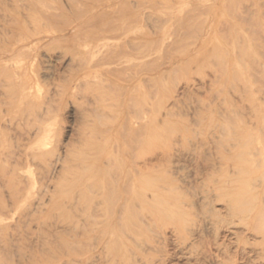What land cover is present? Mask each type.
<instances>
[{
    "label": "rangeland",
    "instance_id": "obj_1",
    "mask_svg": "<svg viewBox=\"0 0 264 264\" xmlns=\"http://www.w3.org/2000/svg\"><path fill=\"white\" fill-rule=\"evenodd\" d=\"M12 2L14 0H0L1 21L3 17L9 16V11H5L3 6L11 5ZM21 2L25 1L18 0V4ZM81 2L91 4L95 0H42L38 3L47 8L58 7L68 13L71 9L80 10ZM115 3L108 9L111 15L117 16L116 23L120 28L122 25H125L122 28H128L135 23L142 35L150 34L154 40L152 60L141 57L145 47L142 41L128 46L126 51L110 48L102 55L94 53L77 62L76 59L71 61L68 53L63 52L61 55L60 49H54V57L47 59V51L42 49L35 60L38 62H33L38 80L30 89L29 98L23 99L24 103L18 106L17 93L11 92L12 89L9 88V80H12L9 79V55L5 54L0 58V264H53L55 261H63L62 264H85V261L81 263L78 259L90 256L89 253L92 256L94 252L96 256L93 255L91 260L95 264H134L135 261V264H264V257L261 258L264 256V247L260 245V231L264 229V207H261V211L259 206L264 196L256 195L257 199H253V195L264 187V0H119ZM123 13L121 22L118 17ZM112 27L113 24L111 27L107 26L104 32L96 33L110 35L112 31L116 32V27ZM5 33L9 35L4 29L0 30L1 37L3 34L7 37ZM74 38L68 36V43H71V40L76 43L89 41L86 33ZM90 49L97 52L99 45L93 44ZM43 51L44 56L41 55ZM79 62L84 63L86 68L84 80L79 82V85H73L70 91H66L58 84L63 83L72 66L74 68ZM145 64L152 69L154 75L155 83H152L151 88L148 84L145 85L149 71ZM40 96L43 98L42 103L39 101ZM47 99L49 100L46 103ZM37 102H40V106ZM147 111H150V114ZM145 114L148 115L146 117L154 115L155 135L147 136L143 131H136L134 134L128 132L131 130L126 128L125 122L123 123L128 115L132 121H142ZM43 123L51 125L46 144L41 148L40 154L43 153V156L37 155L34 159H27V167L18 166L16 169L13 163H16L14 161L21 149L26 147V142L34 136L37 126H42ZM108 127L113 129L108 137L103 138L101 134L97 135L93 131ZM134 138L137 144L134 143ZM132 146H135V149H132L134 152L130 151ZM102 156L104 158H101ZM105 156L111 157L108 158L110 163L106 161ZM150 157L154 161L152 163L157 176L156 184L160 183L162 186L160 190V186L156 185V189L161 193L156 190L159 196L156 195L158 200L154 204V211L157 212L154 213L159 214L156 216V219H159L153 221V208L152 211L150 208L148 211L136 208L138 217L126 218L122 222L126 232L121 230L120 245L115 243L119 247L115 248L113 244L114 250L111 244L109 251L108 248H104L105 252L101 250L104 255L96 248L99 246L97 238L99 231L109 225L106 222L98 223L92 226L94 229L82 228L81 225L79 228L83 230L80 229L82 231L79 234L76 229V234L71 231L73 228H70L69 220L74 219L72 213H66L56 204L61 200L67 201L66 198L60 197L69 194L72 187V194L79 193L76 191L80 185L78 182L92 183L93 172L99 171L96 169L97 164H100L98 162H101L103 167L107 166L108 168H104L108 169V172L100 170L99 175L94 177L103 176L108 179L116 170L125 166L128 169L131 161L133 163L137 160L139 163L135 161L136 164L141 165L143 160H149ZM62 159L64 161H61ZM102 159H105L103 163ZM107 162L111 167L106 165ZM10 164L14 167L13 170ZM234 170H237L236 174ZM235 176L237 177L234 181L232 179ZM9 177L14 178V187L25 188L31 185V193L26 201L19 202L15 199V188L12 187ZM15 179L17 182L13 181ZM255 183L259 184L258 188ZM239 184L245 185L243 190L245 189L246 199L244 197V204L241 205L242 212L248 216H244L247 218L245 220L240 216H243L242 212L240 214L238 211L240 215L236 216L227 210L229 203L226 201V193L240 189ZM249 187L251 189L248 190ZM190 189L194 191L191 193ZM62 190H66V193ZM74 195L77 198L78 194ZM163 198L172 203H167ZM159 199L164 203H160ZM78 201L75 200V204ZM178 201L180 205H176L181 209L173 204L179 203ZM181 201L188 204L185 205ZM248 206H253V210ZM201 208L211 210L207 212ZM95 209H98L96 205ZM246 209L251 215L245 213ZM259 209L263 215L260 218V213L257 212ZM182 210H186V214ZM141 211H144L143 217H147L150 212V218H142ZM200 211L202 214H209L208 217L205 216L207 214L204 217ZM178 213L180 215L176 218ZM252 215L255 223L250 218ZM68 217L69 224L65 222ZM228 217L232 224L228 222ZM97 225L101 227L100 230ZM158 226L162 227L161 230ZM256 226L257 229L254 230ZM97 250L101 253L96 254ZM117 251H120L119 254Z\"/></svg>",
    "mask_w": 264,
    "mask_h": 264
},
{
    "label": "bare ground",
    "instance_id": "obj_2",
    "mask_svg": "<svg viewBox=\"0 0 264 264\" xmlns=\"http://www.w3.org/2000/svg\"><path fill=\"white\" fill-rule=\"evenodd\" d=\"M22 1H25L24 3L21 2L18 4V0L17 2L15 3V0L14 2H12L11 5H8V4H5L3 6V8L5 7V11H9V16L6 17L8 19H6L5 17H3V20L1 21L0 20V30L1 29H4L9 35H7V37L4 36V34L2 35V37L0 36V58L3 57V55L5 54H8L9 56V79H12L11 81L9 80V88H11V92H15L17 93V99H16V103H18V106H20L19 104H22L23 102V99H27V97L29 98L30 96V89L32 87H34V83L35 81H37L38 79H36V76H35V69H33V62H35L36 58L39 57V54L42 49L46 50V55L45 57H47V59H51V57H54L52 54V51L54 49H60L62 51L61 55L65 53H68L69 57L71 58V61L76 59L75 62H77V60H80L81 58H87L88 56H91V55H94V53L96 55H102L104 53H106V51H108L110 48L113 50V48H117L121 51H126L128 46H132L134 45L135 43L139 42V41H142L144 44H145V47H144V52L142 53L144 56V58H150L152 57V54H153V46H154V40L152 39V37L150 36V34L146 35H142L141 34V31L139 30L138 26L135 24V23H132L128 28H122L123 26L125 25H122V27L120 28L116 21H117V16H113L111 15V12L109 11L108 8H111V6L113 7L114 3H118L119 0H95V2H92L91 4H84L86 2H84L82 4V7L80 8H76V9H80V10H72L68 13L65 11V10H62L61 8H58V7H53L52 5V8H47L45 7L44 5L40 6V4L38 2L42 1V0H22ZM20 2V1H19ZM23 3V4H22ZM115 3V4H116ZM21 4V5H20ZM43 4V3H42ZM50 7V6H49ZM108 9V10H107ZM130 10V9H129ZM2 11V10H1ZM121 15H124L123 14H120V17H118L119 21H121ZM131 16V15H130ZM2 17V16H1ZM125 17V16H124ZM127 17V16H126ZM129 18V17H128ZM133 18V17H131ZM126 19V18H125ZM136 19V18H134ZM133 19V20H134ZM57 20H62V22H59ZM127 20V19H126ZM131 21V20H130ZM123 22V21H121ZM257 23V22H256ZM111 24H113V27H116L115 29V33H109L110 35H106V36H103V34H98L96 32H99V31H103L105 30V28L107 26L110 25L111 27ZM127 24V23H126ZM255 26V25H254ZM112 27V28H113ZM127 27V26H126ZM259 28V27H258ZM211 29V28H210ZM112 30V29H111ZM140 31V32H139ZM4 32V31H3ZM87 35V37L89 38V41L88 42H84V43H76L74 42L73 40H71V43H68V36H70L72 39L80 34H85ZM94 34V35H93ZM1 35V34H0ZM66 38H67V41H66ZM259 38V37H258ZM76 39V38H74ZM258 40V39H257ZM262 40V39H261ZM260 41V40H259ZM98 44L99 45V49L97 50V52H93L92 49H90V46L93 45V44ZM263 46V45H262ZM264 47V46H263ZM116 51V50H115ZM120 51V52H121ZM114 52V51H113ZM54 53V52H53ZM44 54V51L41 53V55ZM40 55V56H41ZM60 55V56H61ZM44 56V55H42ZM41 56V57H42ZM59 56V57H60ZM59 57H56V58H59ZM140 57V56H139ZM139 59V58H138ZM152 60V59H151ZM143 61V60H142ZM38 62V60L36 61ZM35 62V63H36ZM144 62H147L144 60ZM142 62V63H144ZM152 62V61H151ZM148 63V62H147ZM138 64L140 65V63L138 62ZM149 64V63H148ZM135 66H137V64L135 63L134 64ZM146 65V64H145ZM154 65V64H152ZM36 66V65H35ZM72 66V65H71ZM134 66V67H135ZM147 66V65H146ZM145 66V67H146ZM150 66V65H149ZM8 67V66H7ZM148 67V66H147ZM140 68V66H139ZM149 68V67H148ZM148 68H146L148 70ZM261 68V67H260ZM85 67H84V63H81L79 62V64H77V66H75L73 68L70 69L68 75L63 79V83H59L58 85L64 87L66 89V91H70L71 88L73 87V85H77L79 82H81L82 80H84V76H85ZM138 69V68H137ZM251 70V69H250ZM2 71V70H1ZM258 71V70H257ZM261 73V72H259ZM258 73V74H259ZM6 74V73H5ZM48 74V73H47ZM253 74V73H252ZM257 75V74H256ZM262 75V74H261ZM49 76V75H47ZM51 77V76H49ZM145 77V76H144ZM146 82L145 85L148 84V86H151L153 87V82H154V75H153V72H152V69L149 68V71H148V75L146 76ZM261 79V78H260ZM141 80H143L141 78ZM155 83V82H154ZM8 84V83H7ZM150 84V85H149ZM79 85V84H78ZM8 87V86H7ZM153 89V88H152ZM10 93V92H9ZM15 93H12V94H15ZM19 94V95H18ZM41 98V96H40ZM40 98H37V99H40ZM47 98V97H46ZM42 99L41 98L39 101L42 103ZM45 100V99H44ZM49 99H47L46 103L48 102ZM27 100H25L26 102ZM40 102H37L38 105ZM24 103V102H23ZM43 104H45V102H43ZM40 106V105H39ZM42 106V105H41ZM151 106V105H149ZM19 108V107H18ZM148 108V107H147ZM148 110H151L148 108ZM153 110V108H152ZM139 111V110H138ZM161 111V110H159ZM129 112V111H128ZM148 112V111H147ZM154 112V111H152ZM126 113V111H125ZM139 113V112H138ZM150 114V111L148 112ZM147 113V114H148ZM169 113V112H168ZM128 113H126L127 115ZM145 114L144 116L146 117ZM154 114V113H153ZM125 115V114H124ZM130 115V114H129ZM128 115V117H129ZM138 115V114H137ZM136 115V116H137ZM141 114H139L140 116ZM173 115V114H172ZM131 116V115H130ZM136 116H135V119H136ZM148 116V115H147ZM154 116V115H153ZM153 116L151 114L150 117H142L144 119H142V121L140 122L139 120L136 119V121H132L131 119H129L127 116L126 118V121H123V123L126 125V128L128 127L129 130L131 131H128V132H131L134 134V132L136 133H140L141 131L145 132L147 134V136H152L153 134V131H154V122H153ZM176 116V115H175ZM134 117V116H133ZM139 118V117H138ZM181 118V117H180ZM43 119V118H42ZM128 119V120H127ZM158 119V118H156ZM188 119V118H187ZM98 121H100L98 119ZM139 121V122H138ZM144 121V122H143ZM44 122V121H43ZM44 124V123H43ZM191 124V123H190ZM42 125V124H41ZM124 125V126H125ZM137 125V126H136ZM50 123H45L44 125L42 126H37V130H35L34 132V136L29 139L27 142H26V147L24 146L21 150V152L19 153V156L16 158V162L15 164L13 163L14 167L18 168V166L20 167H27L28 165V161L27 159L30 160L31 159H34L35 156L37 155H42L43 156V153H41V150L43 149L42 147L45 146L46 144V140L50 134V131H51V128H50ZM157 126V125H156ZM95 128V127H94ZM96 129V128H95ZM93 130L94 132H96L97 135H102L103 136H107L110 135L111 133V130H113L111 127H108V128H104V129H97V130ZM125 129V128H124ZM171 129V128H170ZM127 130V129H126ZM124 130V131H126ZM93 132V133H94ZM89 133V132H88ZM130 133V134H131ZM142 133V132H141ZM132 134V135H133ZM87 135V134H86ZM137 135V134H136ZM141 135V134H140ZM155 135V134H153ZM135 136V135H134ZM101 137V138H102ZM123 137V136H122ZM127 139L129 138V136L127 135L126 136ZM138 137V135H137ZM104 138V137H103ZM131 138V137H130ZM140 138V137H139ZM142 138V136H141ZM144 138V137H143ZM84 139V138H83ZM135 139V138H134ZM175 139V138H174ZM131 140L133 141V139L131 138ZM142 140V139H141ZM140 140V141H141ZM150 140V139H149ZM129 141V139H128ZM139 141V140H138ZM147 141V139H146ZM250 141V140H249ZM125 142V141H124ZM127 142V141H126ZM128 143V142H127ZM136 143V139H135V142ZM154 143V141L152 142ZM137 144V143H136ZM146 144V143H145ZM101 145V144H100ZM129 146V144H127ZM139 145V144H138ZM137 145V146H138ZM131 146V144H130ZM129 146V147H130ZM136 146V147H137ZM101 147V146H100ZM126 147V146H125ZM135 146H132L130 149L131 152H134L133 150L135 148H133ZM42 148V149H41ZM86 148V147H85ZM127 148V147H126ZM125 148V149H126ZM154 148V147H153ZM133 149V150H132ZM38 150H40V152H38ZM139 150V149H138ZM146 150V149H145ZM201 150V149H200ZM257 150V149H256ZM100 151V150H98ZM129 151V152H130ZM153 151V150H152ZM151 151V152H152ZM124 152V151H123ZM126 152V151H125ZM128 152V153H129ZM153 153V152H152ZM188 153V152H187ZM130 154V153H129ZM128 154V156H130ZM199 154V153H198ZM257 154V153H256ZM102 155H104L102 153ZM147 155V154H146ZM168 155V154H167ZM174 155V154H173ZM40 156V157H42ZM125 156V155H124ZM139 156V155H138ZM159 156V155H158ZM166 156V155H165ZM65 157V156H64ZM66 157L68 158V155L66 154ZM110 157V156H109ZM108 156H105V159L106 161H108ZM136 157V156H135ZM135 157H133L135 159ZM149 157V155H148ZM155 157V156H154ZM164 157V156H163ZM264 157V156H263ZM101 158H104L103 156ZM138 158V157H137ZM151 158V157H150ZM153 158V156H152ZM152 158L149 159V160H143L141 163V165L139 164H136L137 160H135L133 163L131 161V163L129 164V167L128 169H126L127 167L125 166V168L123 167L121 170H116L115 175L113 173L112 176H110L111 178H104L103 176H99V177H94V176H97L99 175L98 172L100 170H103L104 171L106 170V172H108L107 170L108 169H105V168H108L107 166L103 167V164H101V162H98L100 164H97L96 166V169L99 170V171H94V176L92 178H94V181L92 183L89 184V182H86L84 181V183H81V182H78L80 185H78L77 187L79 189H74L76 191H79V193L75 192L74 194H78L77 195V198H76V195L72 194L71 192V189H73V187L71 189H69V194H67L65 197H60V198H66V200H61L59 202H57V206L60 208V209H64L66 213H72L71 216L73 219V221H70V228H73L75 230H71V231H75L76 232V229H78V233L80 234V232L83 230L82 228H90V229H94V227L92 228V226H94L95 224H98V223H104L106 222L107 225H109V227L106 226V228H103L102 230H100L101 227H99L97 225V227H99V232H100V235L98 238H100L98 240L97 238V243H99L96 248H98L99 251L103 250L105 252V250L111 246H113V244L115 245L116 242H118V245H120V241H119V238L121 237V230L124 228L122 227L123 224V220L126 219V218H135L137 215V212H135L137 209L136 208H139L138 210L140 209H147V211L149 210V208L151 209L152 211V208H153V214L154 215L155 212L154 211V204L155 202L158 200V197H156L157 193H156V190H158V188H160L161 190V185H159L160 183H158V185L160 187H158V185L156 184V174L154 173V165L152 163ZM15 159V158H14ZM64 159V158H63ZM61 160V161H64V160ZM99 159V158H98ZM97 159V160H98ZM105 159H102V163H103V160ZM111 159V157H110ZM109 159V160H110ZM141 159V158H140ZM139 159V161H140ZM166 159V158H165ZM230 159V158H229ZM261 158H259L260 160ZM133 160V159H132ZM158 160V159H156ZM257 160V159H256ZM60 161V162H61ZM87 161V160H86ZM118 161V160H117ZM160 161V160H159ZM168 161V160H167ZM109 162V161H108ZM108 162L106 165H108ZM154 162V161H153ZM40 163V161H39ZM110 163V162H109ZM139 163V162H137ZM160 163V162H159ZM162 163V162H161ZM32 164V163H31ZM65 164V162L63 163ZM82 164V162H81ZM164 164V163H162ZM11 165V164H10ZM35 165V164H34ZM33 165V166H34ZM68 165V164H66ZM77 166V164H74ZM112 165V164H111ZM157 165V164H156ZM253 165V164H252ZM57 166V165H56ZM61 166H62V162H61ZM64 166V165H63ZM72 166V165H71ZM94 166V165H93ZM109 166V165H108ZM13 166L11 165V168ZM13 167V168H14ZM19 167V168H20ZM73 167V166H72ZM87 167V166H86ZM84 167V168H86ZM92 167V166H91ZM111 167V166H109ZM116 167V166H115ZM122 167V166H121ZM12 168V170H13ZM16 168V169H17ZM38 168V167H36ZM78 168V167H77ZM219 168V167H218ZM243 168V167H242ZM247 168V167H246ZM65 168H63L64 170ZM89 169V168H88ZM87 169V170H88ZM119 169H120V166H119ZM236 169V168H235ZM57 170V169H56ZM66 170V169H65ZM71 170V169H70ZM84 170V169H82ZM110 170V168H109ZM114 170V171H115ZM244 170V169H242ZM237 170H234V173L236 174ZM240 172V169L238 170ZM17 172V171H16ZM58 172V170H57ZM61 171L59 170V173ZM243 172V171H241ZM41 173V172H40ZM250 173V172H249ZM58 174V173H57ZM56 174V175H57ZM83 174V173H82ZM101 174V173H100ZM105 174V173H104ZM15 175V174H14ZM13 175V176H14ZM17 175V173H16ZM60 175V174H59ZM92 175V174H91ZM103 175V174H102ZM111 175V174H110ZM167 175V174H166ZM171 175V173H170ZM11 176V175H10ZM109 176V175H108ZM243 176V175H242ZM250 176V175H248ZM262 176V174H261ZM12 177V176H11ZM40 177V176H39ZM62 177V175H61ZM80 177V176H79ZM78 177V179H79ZM237 176L234 177V179L232 180H236ZM241 177V176H240ZM17 178V177H16ZM42 178V177H41ZM44 178V177H43ZM55 178V177H54ZM63 178V177H62ZM87 178V177H86ZM89 178V177H88ZM258 178V176L256 177ZM9 179L11 180V183H12V187L13 186V182H12V179L14 178H10ZM82 179H84V177H82ZM80 179V180H82ZM220 179V178H219ZM259 179V178H258ZM257 179V181H258ZM215 180V179H214ZM238 180V179H237ZM14 182L16 181L13 180ZM77 181V180H76ZM181 181V180H180ZM179 181V182H180ZM256 181V182H257ZM17 182V181H16ZM36 182V181H35ZM38 182V181H37ZM50 182V181H49ZM233 182V181H232ZM242 182V181H241ZM251 182V181H250ZM28 183V182H27ZM54 183V182H53ZM88 183V184H87ZM243 184H245L244 182H242ZM263 183V182H262ZM75 184V183H73ZM77 184V183H76ZM83 184V185H82ZM86 184V185H85ZM191 184V183H190ZM205 184V183H204ZM208 184V183H207ZM214 184V183H213ZM258 184V183H257ZM26 185V183H25ZM35 185V184H34ZM42 185V184H41ZM82 185V186H81ZM85 185V186H84ZM156 185H157V189H156ZM164 185V184H163ZM238 185V184H237ZM240 185V184H239ZM256 185V183H255ZM255 185H253L255 187ZM259 185V184H258ZM256 185V187L258 186ZM19 186V185H18ZM53 186V185H52ZM204 186V185H203ZM241 188H237L239 186H237V190H229V192L226 193V201H228V205H229V208H227V210H229V212L233 213V215H236V216H239L241 214V212L243 211V207L241 206L242 203L244 204V202H242L243 200L246 199V196L244 194V190H243V185H240ZM24 187V186H23ZM54 187V186H53ZM248 187V186H247ZM255 187V189H257ZM15 190H14V197L15 199L19 200V202L21 201H26V198L30 195L31 193V185H27L25 188H18V187H14ZM55 188H56V185H55ZM69 188V187H68ZM171 188V187H170ZM176 188V187H175ZM219 188V187H218ZM235 188V189H236ZM174 189V187L172 186V190ZM178 189V188H177ZM213 189V188H212ZM234 189V188H232ZM239 189V190H238ZM251 189V187L248 188V190ZM253 189V188H252ZM262 190L261 191H258L256 192L255 196L253 195V199L254 197H256L255 199H257V196H264V187L261 188ZM37 190V189H36ZM54 191V189H52ZM88 190V192H87ZM109 190L110 192L113 194H111V196H109ZM158 190V192L160 191ZM171 190V191H172ZM191 190V189H190ZM64 191V190H62ZM61 191V192H62ZM114 193H113V192ZM192 191L194 190H191V193ZM200 191V190H199ZM237 191V192H236ZM66 193V190L64 191ZM174 192V191H173ZM178 192V191H177ZM182 192V191H181ZM190 192V191H189ZM197 192V191H195ZM194 192V193H195ZM204 192V191H203ZM70 193L72 195H70ZM161 193V191H160ZM158 193V194H160ZM169 193V191H168ZM185 193V192H184ZM188 193V192H187ZM247 193V191H246ZM250 193H251V190H250ZM180 194V193H179ZM221 194V193H220ZM64 195V193L62 194ZM60 195V196H62ZM178 195V194H177ZM215 195V194H214ZM225 195V194H224ZM248 195V194H247ZM252 194H250L251 196ZM257 195V196H256ZM159 196V195H157ZM192 196V195H191ZM195 196V195H194ZM207 196V195H206ZM205 196V197H206ZM13 197V198H14ZM31 197V196H30ZM81 197V199L79 198ZM196 197V196H195ZM203 197V196H202ZM204 197V198H205ZM225 197V198H226ZM245 197V199H244ZM252 197V196H251ZM52 198V196H51ZM50 198V199H51ZM162 198V197H161ZM160 198V199H161ZM166 198V197H165ZM165 198H163V200H165ZM169 198V197H167ZM203 198V199H204ZM209 198V197H208ZM207 198V199H208ZM223 198V197H222ZM80 199V202L78 201ZM159 199V201H160ZM171 199V198H170ZM196 199V198H195ZM261 199V198H259ZM28 200V199H27ZM75 200L78 201L76 202L77 204V207H75ZM163 200L160 201L163 202ZM169 200V199H168ZM192 200V199H191ZM202 200V198H201ZM263 200V198H262ZM262 200H261V203L262 204ZM56 201V200H55ZM66 201V202H65ZM166 201V200H165ZM264 201V200H263ZM74 202V204H73ZM167 202V201H166ZM179 202V201H178ZM182 202V201H181ZM213 202V201H212ZM164 203V202H163ZM162 203V204H163ZM167 203H172V202H167ZM184 203V202H182ZM193 203V202H192ZM248 203V202H247ZM17 204V203H16ZM158 204V203H157ZM174 206L176 207L177 205H180V202L179 203H173ZM177 204V205H176ZM185 205L188 204V203H184ZM200 204V203H199ZM210 204V203H209ZM223 204H224V201H223ZM227 203H225L226 205ZM251 204V203H250ZM260 209L261 211L263 210L262 208L264 207V203L262 205H260ZM74 205V206H73ZM95 205H96V208L98 209H95ZM191 204H189L188 206L190 207ZM257 205V204H256ZM81 206V207H79ZM164 206V205H163ZM171 206V205H169ZM186 206V207H188ZM193 206V205H192ZM195 206V205H194ZM202 206V205H201ZM214 206V205H213ZM244 206V205H243ZM74 207V208H73ZM132 207V208H130ZM179 206H177L178 208ZM182 207V206H181ZM242 207V208H241ZM249 207V206H248ZM253 210V206H250ZM249 207V208H250ZM262 207V208H261ZM160 208V207H159ZM165 208V207H164ZM180 208V207H179ZM191 208V207H190ZM194 208V207H193ZM214 208V207H213ZM222 208V207H221ZM259 208V207H258ZM62 209V210H63ZM71 209V211L69 210ZM131 209V210H130ZM168 208H166L167 210ZM181 209V208H180ZM179 209V210H180ZM183 209V207H182ZM199 209V208H198ZM197 209V210H198ZM207 209V208H206ZM203 210L201 208L202 211H207V210ZM210 209V208H209ZM257 211L260 213L259 215V218L260 216H263L261 211ZM80 210V211H79ZM162 209L160 208L159 211H161ZM178 210V209H177ZM211 210V209H210ZM209 210V211H210ZM248 209L244 210L245 213H247ZM258 210V209H257ZM82 211V213H81ZM145 211V212H147ZM158 211V210H156ZM175 211V210H174ZM184 211V213L186 214V210H182ZM207 211V212H209ZM215 211V210H213ZM218 211V210H217ZM234 211V212H233ZM236 211V212H235ZM240 212L237 213V212ZM64 212V211H63ZM80 212V213H79ZM140 212V211H139ZM144 211H141L140 213V216H142V218H150L149 214H147L146 216L147 217H143L145 214L143 213ZM155 212V213H154ZM166 212V211H165ZM176 212V211H175ZM181 212V211H180ZM201 212V211H200ZM219 212V211H218ZM253 212V211H250V213ZM264 212V211H262ZM183 213V214H184ZM229 213V214H230ZM231 213V214H232ZM237 213V214H236ZM243 213V212H242ZM254 213V212H253ZM144 214V215H143ZM162 215H164V217L166 216V214L164 213H161ZM177 214V213H176ZM194 214V213H193ZM202 214V212H201ZM205 214H207L205 212ZM205 214H202L203 216ZM214 214V213H212ZM230 214V215H231ZM239 214V215H238ZM249 214V212L247 213ZM159 215V214H155V219L153 218V221L155 220H158L159 218L156 219V216ZM180 214L178 213V215L176 216V218L179 216ZM196 215V214H194ZM199 215V214H198ZM201 215V216H202ZM209 214L205 215L208 217ZM251 215V214H249ZM255 215V214H254ZM254 215H252L250 218L253 219L254 223H255V219L252 218ZM67 216V215H65ZM204 216V217H205ZM219 216V215H217ZM229 216V215H228ZM241 218H243L244 220L247 219L246 217V214L243 213V216L240 215ZM244 216H246L244 218ZM53 217V216H52ZM64 218V215L62 216ZM138 217V216H137ZM153 217V216H152ZM151 217V219H152ZM158 217V216H157ZM163 217V216H162ZM203 217V218H204ZM206 217V218H207ZM216 217V215H214V218ZM256 217V216H255ZM148 218V219H149ZM168 218V216H167ZM202 218V217H200ZM199 218V219H200ZM218 218V217H217ZM236 218V217H234ZM262 218V217H261ZM46 219V218H45ZM61 219V218H60ZM59 219V220H60ZM69 219V217L67 218V220L65 222H67ZM151 219H150V222H151ZM171 219V218H170ZM198 219V218H197ZM225 219V218H224ZM232 219V218H230ZM243 219L241 220V222L243 223ZM250 219V221H251ZM58 220V221H59ZM139 220V219H138ZM184 220V219H183ZM214 222L215 219H213ZM212 220V221H213ZM228 220H229V217H228ZM238 220V218H237ZM240 220V219H239ZM264 220V219H263ZM104 221V222H103ZM135 221V220H134ZM149 221V220H148ZM152 221V222H153ZM251 221V222H253ZM61 222V221H60ZM64 222V223H65ZM111 222V223H109ZM138 222V221H137ZM149 222V223H150ZM151 222V224H152ZM193 222V221H192ZM199 222V221H198ZM228 222H231L230 220ZM245 222V221H244ZM68 223V222H67ZM130 223H134L133 221ZM129 223V224H130ZM148 223V222H146ZM196 223V222H195ZM206 223V222H205ZM204 223V224H205ZM218 223V222H217ZM238 223V222H237ZM236 223V224H237ZM263 223V221L261 222ZM46 224V223H45ZM63 224V223H62ZM69 224V223H68ZM135 224V223H134ZM150 224V226H152ZM162 224V223H161ZM165 224V222H164ZM167 224V223H166ZM232 224V222L230 223ZM235 224V225H236ZM245 224H249V223H246ZM257 224V222H256ZM264 224V223H263ZM43 225V223H42ZM58 225V224H56ZM66 225V224H65ZM82 225V226H81ZM136 225V224H135ZM139 225V223H138ZM148 225V224H146ZM184 225V224H183ZM198 225V224H197ZM213 225V223H212ZM210 225V226H212ZM215 225V224H214ZM244 225V224H243ZM255 225V224H254ZM253 225V226H254ZM258 225V224H257ZM82 227V228H79V227ZM86 226V227H84ZM101 226V225H100ZM149 226V225H148ZM149 226V227H150ZM154 226V225H153ZM167 226V225H166ZM217 226V225H216ZM237 226V225H236ZM241 226V225H240ZM261 226V224H260ZM47 227V226H46ZM54 227V226H53ZM96 227V226H95ZM103 227V226H102ZM159 227V226H158ZM171 227V226H170ZM219 227V226H218ZM235 227V226H234ZM135 228V227H134ZM148 228V227H146ZM152 228V227H151ZM160 228V227H159ZM162 228V227H161ZM160 228V230H161ZM174 228V227H173ZM197 228V227H196ZM199 228V227H198ZM227 228V227H226ZM245 228V227H244ZM255 228L257 229V226L254 227V230ZM51 229V228H50ZM53 229V228H52ZM55 229V228H54ZM80 229H82L80 231ZM88 229V230H90ZM95 229H98V228H95ZM167 229V228H165ZM164 229V230H165ZM185 229V228H184ZM189 229V228H188ZM195 229V228H194ZM202 229V228H201ZM231 229V228H230ZM241 229V228H240ZM263 229V228H262ZM132 230V229H131ZM134 230V229H133ZM132 230V231H133ZM140 230V229H139ZM147 230V229H146ZM149 230V229H148ZM153 230H154V227H153ZM157 229L155 228V231ZM170 230V229H169ZM197 230V229H196ZM217 230V228H216ZM228 230V229H227ZM233 230V229H232ZM236 230V229H235ZM234 230V231H235ZM260 230V228H259ZM87 231V229H86ZM94 231V230H93ZM125 231V230H124ZM152 231V229L150 230ZM158 231V230H157ZM156 231V232H157ZM174 231V230H173ZM190 231V230H189ZM192 231V230H191ZM201 231V230H200ZM218 231V230H217ZM216 231V232H217ZM220 231V230H219ZM238 231V230H237ZM95 232H98V230ZM126 232V231H125ZM153 232V231H152ZM163 232V231H162ZM204 232V231H203ZM239 232V231H238ZM254 232V231H253ZM257 232V231H256ZM262 233V236H261V242H260V245H262V248L264 247V229L262 231H260ZM260 232H258L260 234ZM140 233V232H139ZM146 233V232H145ZM149 233V232H148ZM170 233V232H169ZM178 233V232H177ZM255 233V232H254ZM75 234V233H74ZM77 234V232H76ZM76 234H75V237H76ZM126 234V233H125ZM179 234V233H178ZM200 234V233H199ZM243 234V233H242ZM252 234V233H251ZM57 235V234H56ZM55 235V236H56ZM72 235V234H71ZM83 235V234H81ZM85 235V234H84ZM89 235V234H88ZM97 235V234H96ZM142 235V234H141ZM171 235V234H170ZM201 235V234H200ZM237 235V234H236ZM239 235V234H238ZM254 235V234H253ZM46 236V235H45ZM49 236V235H48ZM87 236V234H86ZM146 236V235H145ZM178 236V235H177ZM183 236V235H182ZM240 236V235H239ZM40 237V236H39ZM51 237V236H50ZM95 237V235H94ZM126 237V235L124 236ZM230 237V236H229ZM45 238V237H44ZM57 238V237H55ZM72 238V237H71ZM133 239V237H131ZM176 238V237H174ZM251 238V237H250ZM43 239V238H42ZM96 239V238H95ZM141 239V238H140ZM191 239V238H190ZM236 239H237V236H236ZM253 239V238H252ZM259 239V240H260ZM46 240V239H45ZM55 240V239H54ZM58 240V238H57ZM115 240V242H113ZM231 240V239H230ZM254 240V239H253ZM52 243H53V240H51ZM62 241V240H61ZM60 241V242H61ZM96 241V240H95ZM100 241V242H98ZM184 242V239L182 240ZM249 241V240H248ZM256 241V240H254ZM46 241H44L45 243ZM48 242V241H47ZM46 242V243H47ZM56 242V241H54ZM59 242V241H58ZM74 242V241H73ZM77 242H78V239H77ZM188 242V241H187ZM194 242V241H193ZM50 243V242H49ZM48 243V244H49ZM51 243V244H52ZM68 243V242H67ZM71 243V242H70ZM79 243V242H78ZM159 243V242H158ZM190 243V242H189ZM196 243V242H195ZM216 243V242H215ZM41 244V243H40ZM50 244V245H51ZM76 243H74L75 245ZM134 244V243H133ZM142 244V243H141ZM188 244V243H187ZM206 244V243H205ZM218 244V242H217ZM216 244V245H217ZM242 244V243H241ZM250 244V243H249ZM47 245V244H46ZM66 245V244H65ZM71 244H69L70 246ZM95 245V244H94ZM139 245V244H138ZM190 245V244H189ZM221 245V243L219 244V246ZM247 245V244H246ZM252 245V244H251ZM250 245V246H251ZM259 245V246H260ZM56 246V245H55ZM73 246V245H72ZM93 246V245H92ZM145 246V245H144ZM182 246V245H181ZM249 246V245H248ZM42 247V246H41ZM40 247V248H41ZM46 247V246H45ZM53 247V246H52ZM119 246H116L115 245V248H118ZM183 247V246H182ZM181 247V248H182ZM217 247V246H216ZM252 247V246H251ZM254 247V246H253ZM252 247V248H253ZM95 248V249H96ZM104 248H106L104 250ZM114 248V246H113ZM114 248V250H115ZM122 248V247H121ZM120 248V249H121ZM146 247H144L145 249ZM178 248V247H177ZM228 248V247H227ZM255 248V247H254ZM258 248V247H256ZM261 248V246H260ZM42 249V248H41ZM63 249V248H62ZM67 249V248H65ZM82 249V248H81ZM94 249V250H95ZM149 249V248H147ZM191 249V248H190ZM229 249V248H228ZM227 249V251H228ZM77 250V249H76ZM91 250V249H90ZM96 252V254H99V253H103V251L101 252ZM111 250V249H110ZM113 250V251H114ZM185 250V248H184ZM183 250V251H184ZM194 250V249H193ZM223 250V249H222ZM247 250V249H246ZM264 250V249H263ZM44 251V250H43ZM42 251V252H43ZM58 251V250H57ZM66 251V250H65ZM70 251V250H69ZM108 251H109V248H108ZM128 251V250H127ZM141 251V250H140ZM144 251V250H143ZM157 251V249H156ZM63 252V251H62ZM118 252V251H117ZM116 252V253H117ZM120 252V251H119ZM118 252V254H119ZM130 252H131V249H130ZM129 252V253H130ZM145 252V251H144ZM143 252V253H144ZM166 252V251H165ZM65 253V252H64ZM67 253V252H66ZM164 253V252H163ZM190 253V252H189ZM245 253V252H244ZM262 253L264 254V252L262 251ZM43 254V253H42ZM41 254V255H42ZM50 254V253H49ZM59 254V253H58ZM75 254V253H74ZM95 254V252H94ZM93 254V255H94ZM104 254V253H103ZM109 254V253H108ZM115 254V253H114ZM219 254V253H218ZM45 255V254H44ZM60 255V254H59ZM88 255L91 256V254L89 253ZM92 255V256H93ZM105 255V254H104ZM103 255V257H104ZM142 255V254H141ZM262 255V254H261ZM260 255V257H261ZM35 256V255H34ZM64 256V254H63ZM81 257L79 258L78 260L81 261V263H83L85 261V264H88L90 263L93 259H92V256L90 257ZM96 256V255H94ZM98 256V255H97ZM116 256V254H115ZM123 256V254H122ZM222 256V255H221ZM229 256V255H228ZM60 257V256H59ZM129 257V256H128ZM220 257V256H219ZM232 257V256H231ZM264 256H262L261 258H263ZM45 258V256H44ZM51 258V257H50ZM94 258V257H93ZM97 258V257H96ZM107 258V257H106ZM109 258V257H108ZM115 258V257H114ZM133 258V257H132ZM131 258V260H132ZM39 259V258H38ZM54 259V257H53ZM92 259V260H91ZM99 259V258H98ZM121 259V258H120ZM259 259V258H258ZM112 260V259H111ZM114 260V259H113ZM116 260V259H115ZM232 260V259H231ZM262 260V259H261ZM37 261V260H36ZM76 261V260H75ZM109 261V260H107ZM251 261V260H250ZM259 261V260H258ZM40 262V261H39ZM44 262H46L44 260ZM61 261H55L54 263H59ZM63 262V261H62ZM61 262V264H62ZM77 262V261H76ZM104 262V261H103ZM102 262V263H103ZM129 261H127L128 263ZM131 262V261H130ZM136 262V261H135ZM135 262H133L135 264ZM53 263V264H54ZM67 263V261H66ZM93 264H95L93 261L91 262ZM90 263V264H91ZM99 263V262H98ZM148 263V262H147ZM221 263V262H220ZM254 263V262H253ZM52 264V263H51ZM68 264V263H67ZM100 264V263H99ZM107 264H109L107 262ZM115 264V262H114ZM132 264V262L130 263ZM137 264V263H136ZM219 264V263H218ZM227 264V263H226Z\"/></svg>",
    "mask_w": 264,
    "mask_h": 264
}]
</instances>
